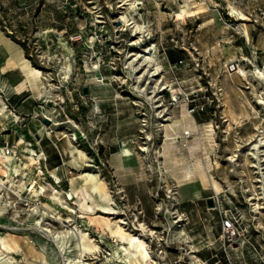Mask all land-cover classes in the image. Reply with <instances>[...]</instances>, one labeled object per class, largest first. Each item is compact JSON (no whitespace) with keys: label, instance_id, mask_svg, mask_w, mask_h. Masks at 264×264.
Segmentation results:
<instances>
[{"label":"rangeland","instance_id":"rangeland-1","mask_svg":"<svg viewBox=\"0 0 264 264\" xmlns=\"http://www.w3.org/2000/svg\"><path fill=\"white\" fill-rule=\"evenodd\" d=\"M2 48L7 65L24 56L40 77L17 86L35 95L18 121L0 100V154L7 143L19 157L0 156V237L19 244L0 243V264H195L194 253L211 263L226 214L239 230L233 263L264 264V0H0ZM84 86L98 106L84 101ZM57 134L83 162L42 158L37 138ZM124 143L134 156L121 167ZM85 171L115 212L61 203L70 190L78 198ZM79 230L95 249L80 252ZM68 231L75 237L61 245L56 233Z\"/></svg>","mask_w":264,"mask_h":264},{"label":"bare ground","instance_id":"bare-ground-1","mask_svg":"<svg viewBox=\"0 0 264 264\" xmlns=\"http://www.w3.org/2000/svg\"><path fill=\"white\" fill-rule=\"evenodd\" d=\"M131 18H132V16H128L127 14L122 13L119 16L118 20L122 24H131V23L134 22V20L131 19ZM134 25H135V29L138 28V25L133 23V26ZM19 63L21 64L22 69H24L25 74L28 77L34 79L37 82L39 81L40 70L38 68L34 67L26 57L20 56L19 57ZM0 111H1V113L3 112L1 107H0ZM47 117L50 118L49 116H47ZM165 131H166L167 135H169L171 133V131H172V125L166 126L165 127ZM170 138H172V137H170ZM0 156L2 157V159L4 161H7L8 159L10 160L12 158L10 155H6V154L5 155L4 154H0ZM132 156H134V152H133L131 146L128 145L127 143H124V145H123V147H122V149H121V151H120V153H119V155L117 157L118 162H119L118 166L124 167L123 161L126 158L130 159ZM173 165L175 166V161L173 162ZM184 169L185 170H184L183 176L184 177L187 176L188 179H191V177H192L191 168L186 166ZM197 170H198V173H199L198 174L199 178L201 180H205L206 179V174L202 170V167H201L200 163L197 164ZM181 176H178V177H181ZM214 184H215V186H217L215 182H214ZM90 189L95 191L100 196V198H102V200H103L102 203L95 201L94 197L92 196V194L90 192ZM43 190H44V188H43ZM75 190H77L78 193H79V196H78L77 199L74 197L72 190H70V192H68L66 194L65 198H62V197L58 196V198L61 201V203L65 207L69 208V210L72 211L73 208L70 207V205L68 203H69V201H73V202H77V204L79 206H81L82 208H84V209H91L92 210L94 205H99L101 208L104 209L105 212H107V211L111 212V213L115 212L114 206L111 205L110 192L107 189V187L100 182L97 174L91 173L90 171L83 172L82 173V181L78 182L75 185ZM88 199L92 200L91 204H88ZM57 218L61 220V216L60 215H58ZM47 230L52 232V233H54L50 228H47ZM79 234H80V241H79V243H80L79 244L80 252L82 250L83 251L84 250L91 251V250L95 249L96 244H94L91 240H89L86 232H82V230H79ZM56 235H57V237L60 238L61 245H63L65 242H67V240H71V239H73L75 237V233L73 231H71V232L68 231L67 233L65 232V233H61V234L56 233ZM130 242L134 245L136 250H141V247L143 246V240L142 239H140L139 237H136V236H132L130 238ZM0 243L7 249H11V250L12 249H19V244L16 241L13 242V244H12L11 242H9L4 237H0ZM56 245H57V243H56ZM121 248L123 249V254L127 258H130V257H132V256H134L136 254V253L130 251L124 245H122ZM15 264H19V263L15 262Z\"/></svg>","mask_w":264,"mask_h":264},{"label":"crops","instance_id":"crops-1","mask_svg":"<svg viewBox=\"0 0 264 264\" xmlns=\"http://www.w3.org/2000/svg\"><path fill=\"white\" fill-rule=\"evenodd\" d=\"M6 49H0V90L2 91V98H0L2 103L7 104V102L5 101V99L3 98V96L6 99H10L9 103V107L11 108V112L13 114H15V117H22L24 116V114L28 111V104H31V101L35 102V95H32L30 97V99L28 97H23V95H21V92L24 90L22 87H17L18 85H21L22 83H24L23 81L26 79V74L24 69H22L21 64L19 63V61H16V65H7L9 64V61H6ZM8 62V63H7ZM20 88V89H19ZM94 87L89 86L88 87V93H84V101L86 99H89L90 102H93V104L95 106L99 105V98L98 96L95 95L94 92ZM67 92L69 94L70 91L69 89H67ZM92 100V101H91ZM55 105L52 106L51 110H52V116L54 119V125H56V119L58 116H62L60 113V109L59 107V102H54ZM31 107V105H30ZM33 109H37L40 110L39 106H36L35 104L32 107ZM11 118V117H10ZM11 120V119H10ZM11 122V121H10ZM20 128V125L18 126ZM1 132V129H0ZM48 136V135H47ZM48 139H44L43 136H39V138H37V143L39 144V147L41 149V155L42 158H45V160H47L50 165H60L62 164H68V162H71L72 164H74L75 162L78 163V160L80 159L81 162L84 161V157H79L78 159H76L74 157L73 160L69 159L70 154H73L74 151L68 146L67 147V140L65 139L64 136H60V135H55L53 136H48L46 137ZM2 139H7L6 134L4 135H0V140ZM44 140H48L47 144H45V146H43V143L46 142ZM47 147V148H46ZM46 149V153L43 151V149ZM48 152V154H47ZM48 155V156H47ZM202 257L206 258V255L203 254Z\"/></svg>","mask_w":264,"mask_h":264},{"label":"built area","instance_id":"built-area-1","mask_svg":"<svg viewBox=\"0 0 264 264\" xmlns=\"http://www.w3.org/2000/svg\"><path fill=\"white\" fill-rule=\"evenodd\" d=\"M120 1L125 3L128 0H120ZM118 25L120 27L121 23H119ZM178 62H182V60L180 59ZM99 78L101 81L103 80L102 76ZM45 116L46 115H44V117ZM19 118L20 117H16L15 122L18 121ZM2 153L4 155L5 154L12 155L13 158L19 159L16 151L12 148V146H9L7 143H5L4 146L2 147ZM236 221H237L236 217L233 214H226L222 218L223 240H222L220 248L222 249L224 256L220 255V252L222 251L220 250L214 251V253L211 256V258H213L214 260L213 262L210 263L209 262L210 259L201 258L194 253V256L193 255L192 256H193L195 264H220L221 259H222L221 257H223L226 260V264H234L231 259L230 247H232L233 243L236 241V238L234 235L239 234V230L237 229V226H236Z\"/></svg>","mask_w":264,"mask_h":264},{"label":"water","instance_id":"water-1","mask_svg":"<svg viewBox=\"0 0 264 264\" xmlns=\"http://www.w3.org/2000/svg\"><path fill=\"white\" fill-rule=\"evenodd\" d=\"M119 23V21H118ZM83 92L84 93H88V86H84L83 87ZM43 122L46 124V125H50L52 123V119L48 118V117H43ZM207 205L208 206H214L215 205V200L212 196L208 197L207 198Z\"/></svg>","mask_w":264,"mask_h":264}]
</instances>
